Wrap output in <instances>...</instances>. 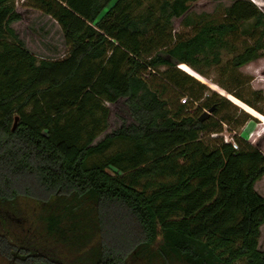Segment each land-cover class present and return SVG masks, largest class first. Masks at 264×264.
Instances as JSON below:
<instances>
[{"label": "trees", "instance_id": "16d2710c", "mask_svg": "<svg viewBox=\"0 0 264 264\" xmlns=\"http://www.w3.org/2000/svg\"><path fill=\"white\" fill-rule=\"evenodd\" d=\"M15 1L0 0L8 264H264V198L254 188L264 153L211 136L222 132L211 117L218 102L198 105L214 107L203 120L190 112L202 90L179 67L218 64L246 23L250 42L231 64L261 57L264 12L251 0H229L219 20L193 11L198 0H25L60 29L65 52L50 58L13 27ZM176 21L192 33L173 32ZM118 105L125 116L110 128Z\"/></svg>", "mask_w": 264, "mask_h": 264}, {"label": "rangeland", "instance_id": "374dc122", "mask_svg": "<svg viewBox=\"0 0 264 264\" xmlns=\"http://www.w3.org/2000/svg\"><path fill=\"white\" fill-rule=\"evenodd\" d=\"M251 1L264 12V0ZM24 2L25 0L15 1L17 9L21 13V20L13 24L18 35L25 42L27 48L37 56L61 57L65 52V47L58 26L39 11L24 7L22 5ZM147 2L145 1L143 6ZM229 2V0H198L193 3L192 10L195 12L215 10L211 18L219 20L223 15L222 7ZM248 26L247 23L243 24L240 31L230 36L229 42L232 48L221 51L218 64L202 67V70L185 64H181L179 67L196 81L195 88L199 91L202 90L200 100L197 101V104L190 105L189 111L202 114L207 109L198 108V105L202 106L217 101L218 110L213 112L211 117L223 121L220 133L222 135L219 136L223 140L224 136L230 135L245 139L257 145L264 153V55L239 68H235L231 64L232 57L242 51L245 41L250 42L248 35L241 32ZM173 32L190 35L192 29L176 21ZM164 69V67H160L158 72H162ZM169 91L170 96L176 98L180 95L184 96L182 93L187 94L186 91L181 92V90L171 92L170 89ZM111 109L110 128H114L119 125L120 117L125 116V109L121 105L112 106ZM201 137L207 140L204 135ZM254 188L264 198V176L255 182ZM258 247L264 250V224L260 227ZM0 264H8L1 254Z\"/></svg>", "mask_w": 264, "mask_h": 264}, {"label": "built area", "instance_id": "2783aa9c", "mask_svg": "<svg viewBox=\"0 0 264 264\" xmlns=\"http://www.w3.org/2000/svg\"><path fill=\"white\" fill-rule=\"evenodd\" d=\"M189 102H191V99L187 96V95H184V96H182L181 98H180V103L181 104H188ZM221 133V132H220ZM216 134V133H213V134H211V136L212 137H215V136H217V135H222V134ZM224 142H226V143H231L232 144V146L235 148V149H237V143H236V141H235V136H232V135H230V136H224V140H223Z\"/></svg>", "mask_w": 264, "mask_h": 264}, {"label": "water", "instance_id": "95a60500", "mask_svg": "<svg viewBox=\"0 0 264 264\" xmlns=\"http://www.w3.org/2000/svg\"><path fill=\"white\" fill-rule=\"evenodd\" d=\"M214 107H211L209 109H207L206 111H204L200 117H199V120H203L204 118L208 117L211 115L212 111H213Z\"/></svg>", "mask_w": 264, "mask_h": 264}]
</instances>
